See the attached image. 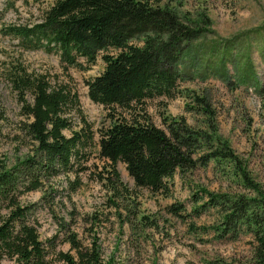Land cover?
I'll return each mask as SVG.
<instances>
[{
    "label": "trees",
    "instance_id": "trees-1",
    "mask_svg": "<svg viewBox=\"0 0 264 264\" xmlns=\"http://www.w3.org/2000/svg\"><path fill=\"white\" fill-rule=\"evenodd\" d=\"M164 1L54 0L41 13L39 22L9 31L21 50L55 54L65 70L85 71L100 59L102 73L85 86L89 100L106 110L108 125L101 129L95 143L89 127L79 131L72 127V115L79 116L80 112L77 94L70 88L25 71L11 75V89L25 119L16 140L21 146L26 141L30 149L13 164L0 154V264H115L112 258L102 257L97 239L84 245L72 229L77 214L69 196L80 188V176L89 171L93 146L98 149L96 157L107 165V177L98 182H107L117 194L123 187L117 171L119 163L135 189L161 196H167L168 182L175 176L183 177L206 166L210 159L237 167L244 193L213 195L202 191L206 201L200 210L206 206L220 213V224L214 228L217 238H246L248 256L244 262L230 264H264V188L250 178L238 159L231 156L228 143L217 135V128L213 129L210 103L189 94L185 97L204 114L211 124V134L193 130L183 118L163 119L164 129L158 128L145 110L146 101H171L184 94L180 68L196 38L187 21L162 7ZM261 94L264 97V88ZM5 121L0 109V124ZM65 131L70 136H65ZM204 149L208 155L197 158ZM59 178H64V192L72 206L70 219L58 221V232L43 242L37 207L43 204L54 212L53 195L59 192L52 182ZM38 192L42 194L38 205L22 204L26 195ZM195 199L197 204L203 200ZM168 213L184 218L180 205L170 206ZM95 221L93 217L85 219L92 226ZM149 226L155 228L152 222ZM65 245L66 252L60 248Z\"/></svg>",
    "mask_w": 264,
    "mask_h": 264
},
{
    "label": "rangeland",
    "instance_id": "rangeland-1",
    "mask_svg": "<svg viewBox=\"0 0 264 264\" xmlns=\"http://www.w3.org/2000/svg\"><path fill=\"white\" fill-rule=\"evenodd\" d=\"M53 2L0 0V109L6 118L0 124V154L8 164L23 159L30 149L26 141L21 146L16 140L18 129L25 121L10 84L11 75L17 71L33 77L45 76L77 94L80 114L72 115L74 131L89 127L97 143L101 129L108 125L106 110L89 100L85 86L102 73L104 65L100 59L85 71L65 70L57 55L23 51L9 34L12 28L39 22L41 13ZM162 7L187 21L196 38L190 43L189 54L183 58L180 68L185 80L181 84L184 94L171 101H146L149 119L164 129L163 119L183 118L193 130L211 134V124L204 114L185 97L189 94L207 100L214 111L213 129L217 128V135L228 143L231 156L238 159L250 178L264 188V97L261 94L264 0H165ZM26 99L31 101L30 97ZM64 134L70 136L68 131ZM211 147L216 149L215 144ZM92 149L87 164L89 171L80 176V188L69 196L77 214L72 229L84 245L97 239L102 257L112 258L115 264L244 262L249 253L246 238L240 237L237 241L217 238L214 228L220 224V213L206 206L200 210L206 201L202 191L213 195L244 193L237 167L227 161L210 159L206 166L183 177L175 176L168 182L167 196H161L135 189L124 165L119 163L117 171L123 187L117 194L107 182H98L107 177V165L96 157L97 147ZM204 155H208L206 149L196 157ZM52 185L59 192L53 195L54 212H49L43 204L37 207L38 232L43 242L58 232V221H69L72 207L64 192V178L53 181ZM41 195L40 192L26 195L22 204L38 205ZM196 197L203 200L197 204ZM172 205L182 207L183 219L168 213ZM91 217L96 218L93 226L85 222ZM60 248L64 252L68 250L67 245ZM53 264L62 263L53 261Z\"/></svg>",
    "mask_w": 264,
    "mask_h": 264
}]
</instances>
